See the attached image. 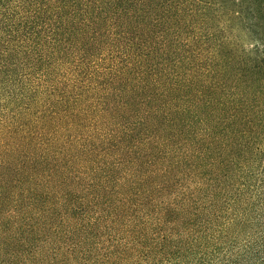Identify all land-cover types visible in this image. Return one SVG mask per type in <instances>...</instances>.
Returning a JSON list of instances; mask_svg holds the SVG:
<instances>
[{
	"label": "trees",
	"instance_id": "1",
	"mask_svg": "<svg viewBox=\"0 0 264 264\" xmlns=\"http://www.w3.org/2000/svg\"><path fill=\"white\" fill-rule=\"evenodd\" d=\"M0 264H264V0H0Z\"/></svg>",
	"mask_w": 264,
	"mask_h": 264
}]
</instances>
